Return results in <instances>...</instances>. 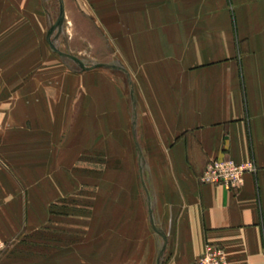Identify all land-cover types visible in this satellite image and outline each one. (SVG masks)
Returning a JSON list of instances; mask_svg holds the SVG:
<instances>
[{"label":"crops","instance_id":"1","mask_svg":"<svg viewBox=\"0 0 264 264\" xmlns=\"http://www.w3.org/2000/svg\"><path fill=\"white\" fill-rule=\"evenodd\" d=\"M110 1L147 5L118 11L128 19L119 39L128 91L98 73L80 95L92 96L96 146L109 148L99 139L107 125L112 162L135 170L152 264L193 263L206 245L231 264H264V0ZM223 159L253 162L255 172L238 189L201 184L207 163ZM7 163L1 155L4 241L23 227Z\"/></svg>","mask_w":264,"mask_h":264},{"label":"rangeland","instance_id":"2","mask_svg":"<svg viewBox=\"0 0 264 264\" xmlns=\"http://www.w3.org/2000/svg\"><path fill=\"white\" fill-rule=\"evenodd\" d=\"M145 6L0 0V156L18 185L23 225L0 238V264L154 262L135 170L122 157L112 162L107 125L99 139L109 148L96 146L92 96L80 95L98 73L127 93L126 36L119 39L128 19L118 11Z\"/></svg>","mask_w":264,"mask_h":264},{"label":"built area","instance_id":"3","mask_svg":"<svg viewBox=\"0 0 264 264\" xmlns=\"http://www.w3.org/2000/svg\"><path fill=\"white\" fill-rule=\"evenodd\" d=\"M253 162L236 163L230 159L214 160L207 163L199 182L203 185H213L225 189H238L244 184V176L255 172ZM6 245L0 239V255ZM188 264H231L226 258L224 249L206 245L203 254L193 263Z\"/></svg>","mask_w":264,"mask_h":264},{"label":"water","instance_id":"4","mask_svg":"<svg viewBox=\"0 0 264 264\" xmlns=\"http://www.w3.org/2000/svg\"><path fill=\"white\" fill-rule=\"evenodd\" d=\"M61 18H63V13H62V15H61L60 19H61Z\"/></svg>","mask_w":264,"mask_h":264}]
</instances>
